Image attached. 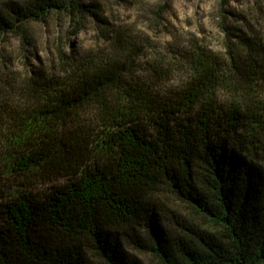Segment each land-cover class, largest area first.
I'll use <instances>...</instances> for the list:
<instances>
[{"label": "trees", "instance_id": "obj_1", "mask_svg": "<svg viewBox=\"0 0 264 264\" xmlns=\"http://www.w3.org/2000/svg\"><path fill=\"white\" fill-rule=\"evenodd\" d=\"M98 9L3 0L0 35L29 41L28 24L54 13L76 34ZM229 14L232 26L221 27L244 56L231 57L240 82L221 100V66L202 50L186 56L177 87L135 75L142 50L119 26L107 27L108 49L57 46L47 69L0 84L2 176L50 184L0 187V264H142L127 244L160 264H264V157L249 131L264 124L253 88L264 84V49ZM163 193L202 224L168 221Z\"/></svg>", "mask_w": 264, "mask_h": 264}, {"label": "rangeland", "instance_id": "obj_2", "mask_svg": "<svg viewBox=\"0 0 264 264\" xmlns=\"http://www.w3.org/2000/svg\"><path fill=\"white\" fill-rule=\"evenodd\" d=\"M221 1L86 0V3H99L97 15L106 21L104 24L98 17L90 16L84 28L73 34L68 31L65 16L54 13L45 22L28 24L29 41L23 40L19 35L1 34L0 84L10 78L22 77L31 68L47 69L49 59L57 55V46L65 53L103 47L108 49L110 45L104 38L107 27L119 26L134 34L136 43L142 50L135 60V75L154 79L166 88L177 87L187 75L186 56L194 50H202L221 66L218 73L220 83L217 85V98L221 100L225 92L229 93L228 87L240 82L237 77H233L235 70L231 57L244 56L237 38L226 33L221 23L227 27L232 26V16L229 13H233L234 25H241L243 34L255 37L264 49V0H228L224 6ZM253 88L256 97L258 95L259 101L264 104V84H254ZM249 131L259 136L257 151L260 157H264V124L257 129L249 127ZM1 155L2 189L11 193L15 187L23 185L24 188L39 193L48 191L50 184L39 177L15 180L11 176H2L4 161ZM161 198L165 202L163 213L168 221H176L178 224L185 220L202 224L203 219L184 201L166 193ZM165 226L170 229L172 236V226ZM125 248L127 252L135 254L142 264H160L151 254L137 251L130 244Z\"/></svg>", "mask_w": 264, "mask_h": 264}]
</instances>
